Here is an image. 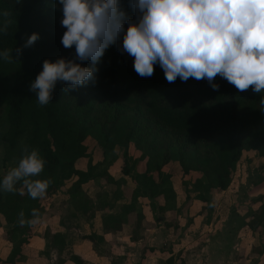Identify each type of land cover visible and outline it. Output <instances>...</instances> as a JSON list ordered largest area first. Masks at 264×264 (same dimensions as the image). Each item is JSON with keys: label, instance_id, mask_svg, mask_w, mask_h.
<instances>
[{"label": "trees", "instance_id": "1", "mask_svg": "<svg viewBox=\"0 0 264 264\" xmlns=\"http://www.w3.org/2000/svg\"><path fill=\"white\" fill-rule=\"evenodd\" d=\"M118 7L125 14L126 32L129 23L139 22L140 13L132 0H118ZM62 19L58 0H0V28L8 25L6 33L0 32V52L13 50L12 62L0 58V182L18 165L24 148L37 150L45 161L42 173L33 179L51 180L43 198H31L22 181L14 193L0 191V217L10 225L9 234L18 238V244L27 241L40 224L20 226L19 213L24 212L27 221L33 218L35 208L41 216L49 196L73 176L76 180L70 194L76 207L90 218L103 206L101 202L92 204L81 191V184L96 175L97 169L85 145L88 137L106 156H113L116 146L123 149L122 171L128 174L133 170L137 185L128 205L119 206L116 215L102 217L106 226L126 220L139 198L149 199L153 207L156 200L159 211L172 210L175 193L166 166L169 161H177L184 175L191 170L199 172L205 179L204 191L213 198L230 185L235 163L244 151L264 156V110L260 105L264 92H240L219 75L214 80L218 90L206 79L177 78L169 83L159 63L151 77H141L133 68L134 58L121 51L124 33L95 65L76 61L94 69L92 80L76 89L57 82L51 102L40 106L30 86L43 70V62L75 59V47L66 49L61 42L66 32ZM34 33L40 38L24 47ZM17 48L22 49V55L17 56ZM65 88L68 93L62 91ZM130 148L140 155L132 159ZM80 157L89 158L85 171L74 166ZM138 162L145 165L142 172L135 170ZM134 217L138 220L141 213ZM57 236L53 235V240ZM88 238L94 243L98 239L94 234ZM12 260L10 255L7 261ZM74 260L80 263L78 258Z\"/></svg>", "mask_w": 264, "mask_h": 264}, {"label": "crops", "instance_id": "2", "mask_svg": "<svg viewBox=\"0 0 264 264\" xmlns=\"http://www.w3.org/2000/svg\"><path fill=\"white\" fill-rule=\"evenodd\" d=\"M85 145L97 169L81 184V191L92 204L103 206L88 218L70 194L76 176L65 180L43 205L39 227L27 241L18 244V238L9 234L10 225L0 217V264H78L74 257L79 264H264V156L254 150L242 153L230 185L209 196L211 203L217 196L211 220H179L198 191L184 185L191 174L184 175L177 161H169L166 166L175 193L172 210L159 211L156 200L153 207L149 199L139 198L126 220L106 226L102 217L116 215L119 206L128 205L137 185L133 170L122 171L123 149L116 146L113 156H106L94 139L88 137ZM128 153L132 159L140 155L132 148ZM88 162L89 158L80 157L74 166L85 171ZM140 165L136 164L138 172L144 169ZM185 204H189L186 209ZM136 212L141 213L138 220ZM91 234L98 237L95 243L88 238ZM10 255L13 260L7 261Z\"/></svg>", "mask_w": 264, "mask_h": 264}, {"label": "clouds", "instance_id": "3", "mask_svg": "<svg viewBox=\"0 0 264 264\" xmlns=\"http://www.w3.org/2000/svg\"><path fill=\"white\" fill-rule=\"evenodd\" d=\"M58 3L63 12L61 25L66 28L61 42L66 49L75 47V59L43 62V70L30 86L40 106L51 102L57 82L76 89L92 80L94 69L76 61L95 65L122 33L121 51L134 58L133 68L141 77H151L159 63L169 83L177 78L206 79L218 90L214 80L219 75L240 92H264V0H132L140 13L139 22L129 23L126 32L118 0ZM7 26L0 32L6 33ZM39 38L32 34L24 47H31ZM15 51L22 55V49ZM0 58L12 62L13 50L0 52ZM62 91L68 93L69 88ZM260 105L264 110V99ZM23 151L18 165L0 182V191L14 193L22 181L31 198H43L51 180L33 177L42 173L45 161L35 149ZM31 214L33 218L26 221L24 212L19 213L20 226L34 228L41 222L38 209Z\"/></svg>", "mask_w": 264, "mask_h": 264}, {"label": "rangeland", "instance_id": "4", "mask_svg": "<svg viewBox=\"0 0 264 264\" xmlns=\"http://www.w3.org/2000/svg\"><path fill=\"white\" fill-rule=\"evenodd\" d=\"M144 163L141 162V165L139 168H143ZM191 174V177L188 175V177L185 180H189L187 183L184 182L185 186H188L189 189H192V191L197 193H193L196 201L191 202L189 204H185V209L188 207L187 211H183V214L180 215L179 220H208L212 219V216L214 214V210L216 208V199L217 196H214V203H211L210 200H204L205 196H209L206 191H204L202 184L205 181L204 177L194 170H191L189 172ZM211 197V194H210ZM187 199V198H186ZM211 199V198H210ZM213 211V214H212Z\"/></svg>", "mask_w": 264, "mask_h": 264}]
</instances>
